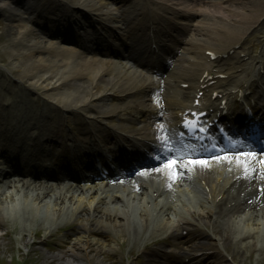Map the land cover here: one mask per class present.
<instances>
[{
	"label": "bare ground",
	"instance_id": "bare-ground-1",
	"mask_svg": "<svg viewBox=\"0 0 264 264\" xmlns=\"http://www.w3.org/2000/svg\"><path fill=\"white\" fill-rule=\"evenodd\" d=\"M21 1L24 0H16L15 3ZM26 1L28 6L25 7L24 12L11 11L10 16L13 20L25 18L24 16L31 20L39 11L47 13L58 9L54 7H59V11L66 14L71 13L65 7L66 0ZM156 1L171 4L184 2L183 0H153L155 6H151L145 0H140L138 6L133 7L130 12L142 14L141 19L149 23H157L156 15L159 13L181 15V12L174 13L171 7L164 6L162 3L158 5ZM231 1L211 0L210 2L219 6L220 3H231ZM70 4L72 12L77 15L82 14L83 9L89 13L85 21L79 17L75 21L71 20L72 25L80 26L83 30L84 28L89 29V31L90 27L97 25L98 29L108 34L109 37L119 33L126 38L128 33H132L130 30L127 31V28L131 26L128 13H117L118 7L125 5L123 0H71ZM252 8L250 1L236 0V10H227L224 15L209 14L200 18V29L190 30V34L193 35V45H198L196 49L191 47L189 50L191 54L202 57L205 52L210 51V45L207 43H212V39L208 37V34H212L211 31L215 26H219L221 34L216 35L214 39L223 41L226 40L223 35L224 31H230L234 26L243 25L239 30L234 31L238 37L228 39L226 45L216 50H229L239 44L241 52H244L250 60L258 61L259 66L256 73L259 75L263 62L262 56L257 52L259 48H263L264 41H252L248 33L250 25L255 23ZM239 9L242 12H239ZM256 12L261 16L264 13V7L259 6ZM53 18H59L60 22H63L59 12ZM47 24V21H42V25L39 26L43 30H48L44 27ZM68 27L69 25L64 26V30H68ZM89 31L84 30V36L79 38L64 35L62 31H58V35L55 36L58 43L62 44L68 39L73 41H67L70 48L64 49L60 45L53 46L46 42L32 29L16 30L15 26H11L8 35L13 45L10 49L6 48L5 54L11 61L7 69L0 66L3 69V71L0 69V111L3 112H0V142L8 141L16 136L18 148H0V155L10 159L18 154L16 150L19 149L24 154L25 161L34 160L39 156H44L45 161L56 159L55 161L58 162L62 158L70 161L79 160L82 156L80 152L74 156L70 155V152H75L76 145L66 150L62 141L52 139L66 137L63 118L72 119L74 125L84 132L88 127L85 121L89 120L96 122L101 129H103L102 126L113 127L115 131L121 130L135 136H141L142 132L144 138L151 139L154 136L152 117L157 114L156 109L161 105L160 95L162 93L169 100L181 104L182 108L187 107L189 96L179 102L180 91L178 89L171 91L168 85L163 88L162 81L145 77L136 66L139 59H135L136 55L130 50L129 55L123 58L115 57L108 48L96 52L92 48L94 41ZM244 32H246L244 36L239 37ZM180 36L183 37L184 33L175 34L167 39L177 45L182 42L179 39ZM75 44L85 47L89 53L87 55L75 54L71 50ZM242 76L243 74L240 78ZM187 77L189 79L190 75L188 74ZM12 85L18 87L19 95L14 93ZM201 85L197 75L195 88ZM127 92L135 94L130 98L136 99L142 107L143 114L139 119L127 120L134 112L133 110L123 108L118 112L116 109L117 103L120 102L119 94L124 95ZM239 92L241 90H238L237 98L241 97ZM257 93L258 91L253 88L252 95L247 96L243 103L249 105L258 102ZM212 94L213 92L210 94L209 107L212 108V115H217L219 113L218 98L211 100ZM168 99H166V105L170 108L172 104ZM232 105L239 107V104L228 103L225 109H229ZM148 108L151 109L152 114L143 118ZM15 118H20V121L17 122ZM10 124L16 133L3 135ZM21 125L23 129H37V134L20 133ZM40 131L44 133L43 143L38 137ZM84 136L78 135L79 138ZM79 138L72 141L78 144ZM101 140L107 142L102 138ZM66 142L69 143L70 140L67 139ZM230 168L225 163L212 162L206 166L197 164L193 167L196 175L203 176L205 179H196V176L194 182L203 190L206 183L202 184L201 181H206L211 189L216 191L215 196H219L218 193L222 189L216 187L215 183L223 178H233L235 173L233 169L229 170ZM235 169L238 171L237 168ZM6 173L5 167L1 166L0 232L10 227H17L18 232L21 233L20 243L27 250L40 233H43L46 242L47 238H56L57 232L65 224L68 227L76 226L78 229L76 234L72 235L66 231L61 237L66 246L58 253L49 254L50 259L61 264H92V262L110 264L109 254H117L115 245L120 246L122 243L127 244L129 252L135 247L143 250L147 241L143 234L146 235L149 229H154L161 217L163 218V214H170L174 206L162 205L159 199L157 201V192L162 185L158 179L154 180L151 190L146 189L145 184L142 183L141 187L144 191L136 192L135 189V191L125 192L124 188L121 191L103 187L74 189L69 186L50 187L37 183L7 181V177L2 175ZM4 180L6 182H2ZM170 183L174 182L170 181ZM239 184H242V188L247 192L254 193L253 184H247L243 180H240ZM182 188L183 192H189L187 181L183 182ZM84 190H86L85 193ZM168 196L170 194L166 195V198H169ZM147 201L150 203L148 204ZM212 208L213 206L198 207L195 204L184 207L181 204L180 208L175 210L185 211L189 218L185 217L181 221L191 225L195 221L209 223L216 219L212 226L213 235L217 238L215 244L229 248L230 243L236 258L241 257L240 264H245L246 261L240 253L252 252L253 256L259 257V253L264 252V219H259V211L257 217L254 215L256 212L252 211L253 214L250 213L247 218L237 216L220 220L215 216ZM253 209L254 207L251 208ZM244 211L250 212V208ZM261 211L264 212V207ZM262 214L264 216V213ZM108 223L112 225L111 238L105 236L109 231ZM219 223L222 226L221 232L218 230ZM165 228L166 231L178 235L175 233L178 225L171 224ZM69 238L73 239L72 244ZM181 248L184 249V247ZM160 254L161 251H157L156 255L148 260L149 264H161V258L158 259ZM224 258L221 253L218 258L220 264L226 261ZM113 262L120 264V260Z\"/></svg>",
	"mask_w": 264,
	"mask_h": 264
},
{
	"label": "rangeland",
	"instance_id": "rangeland-1",
	"mask_svg": "<svg viewBox=\"0 0 264 264\" xmlns=\"http://www.w3.org/2000/svg\"><path fill=\"white\" fill-rule=\"evenodd\" d=\"M5 5L0 4V65H4L9 68L11 60L5 54L6 48L10 49L13 45V42H11L9 38L10 36L8 35L11 26H15L16 30L26 28L33 29L37 35H39L40 32L38 29H35L32 25H30L29 22H20L19 20L9 21L7 14L4 12ZM12 90L14 93L19 95L17 87L12 86ZM57 95L59 94L57 93ZM218 227V230L221 232L222 226L220 225ZM67 229L70 228L63 227L59 234L62 235V232ZM20 240L21 233L18 232L17 227H10L4 232H0V264H61L60 262L50 259L49 254L58 253L60 250L55 247L56 244H49V240L45 242L43 233L38 234L33 245H31L27 250L24 248V245H21ZM127 253L128 249H126V246L122 247V252L120 253L122 260L121 264H129L131 262V256H127ZM259 254V257L253 256L252 252L242 254L246 260L245 264H264V252ZM109 260L110 264H113V261L111 259ZM92 264L97 263L92 262ZM232 264L239 263L232 261Z\"/></svg>",
	"mask_w": 264,
	"mask_h": 264
},
{
	"label": "snow or ice",
	"instance_id": "snow-or-ice-1",
	"mask_svg": "<svg viewBox=\"0 0 264 264\" xmlns=\"http://www.w3.org/2000/svg\"><path fill=\"white\" fill-rule=\"evenodd\" d=\"M185 123L187 124V121ZM201 131H203V129H201ZM243 155H255V154L254 153H244ZM223 158L226 159V160L229 159L228 156H224ZM188 163L193 165V166H195L197 164L206 166L208 161L207 160H192V159H189ZM177 164H178V161L176 159H171L167 163H165L164 166H163L165 169L172 170L170 172V175H171L172 179L179 178V174L175 171V168H176ZM156 171H160V169H156Z\"/></svg>",
	"mask_w": 264,
	"mask_h": 264
}]
</instances>
